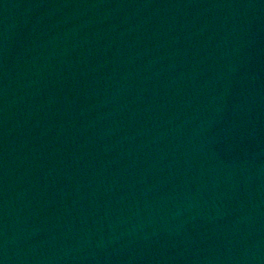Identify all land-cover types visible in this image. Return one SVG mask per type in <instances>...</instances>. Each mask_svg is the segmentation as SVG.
Masks as SVG:
<instances>
[{"label": "water", "instance_id": "water-1", "mask_svg": "<svg viewBox=\"0 0 264 264\" xmlns=\"http://www.w3.org/2000/svg\"><path fill=\"white\" fill-rule=\"evenodd\" d=\"M0 264H264V0H0Z\"/></svg>", "mask_w": 264, "mask_h": 264}]
</instances>
